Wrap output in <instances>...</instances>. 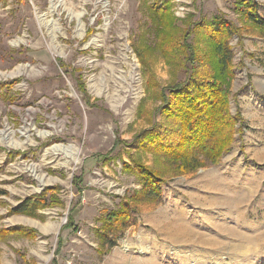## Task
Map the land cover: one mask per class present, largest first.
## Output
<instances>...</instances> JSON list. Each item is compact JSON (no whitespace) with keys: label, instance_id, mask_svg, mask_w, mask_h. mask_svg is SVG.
Segmentation results:
<instances>
[{"label":"rangeland","instance_id":"374dc122","mask_svg":"<svg viewBox=\"0 0 264 264\" xmlns=\"http://www.w3.org/2000/svg\"><path fill=\"white\" fill-rule=\"evenodd\" d=\"M247 1L264 18V0H0V264H264V30ZM216 17L233 26L237 131L218 162L181 173L131 142L161 105L150 76H189L161 41ZM184 34L203 59L204 36ZM41 195L35 216L13 212Z\"/></svg>","mask_w":264,"mask_h":264},{"label":"trees","instance_id":"16d2710c","mask_svg":"<svg viewBox=\"0 0 264 264\" xmlns=\"http://www.w3.org/2000/svg\"><path fill=\"white\" fill-rule=\"evenodd\" d=\"M164 7L158 9L164 10ZM257 7L254 1H247L241 3L239 8H245L249 20L264 30V18L258 15ZM232 28L231 23L223 17H216L212 22L197 23V26L178 34H173L171 28L166 39L161 41V52L175 72L186 70L189 76L184 82L165 87L153 75L150 76L148 88L153 90L161 105L153 114L152 126L134 137L132 147L168 161L177 166L181 173L196 170L203 159L216 163L223 153L230 150L237 131V118L229 111V85L234 74L232 50L228 45ZM186 31L204 36L208 45L205 50H199L203 59L196 57L197 51L187 50ZM184 51L189 52L188 57ZM158 114L161 121L155 120ZM137 167L143 177L146 194L152 200L159 198L161 188L157 172L142 164ZM49 205L51 202L41 195L26 199L13 212L35 216L39 209ZM71 226L72 223L66 228ZM25 231L27 229L19 227L7 229L4 233L21 232L26 236Z\"/></svg>","mask_w":264,"mask_h":264},{"label":"bare ground","instance_id":"6f19581e","mask_svg":"<svg viewBox=\"0 0 264 264\" xmlns=\"http://www.w3.org/2000/svg\"><path fill=\"white\" fill-rule=\"evenodd\" d=\"M61 151V150H63L64 152H66V153H68V154H70L71 156H73V157H75V159L77 160V156H78V152H74L73 150H72V148H68V147H57V148H55V151ZM223 183V182H222ZM228 197V196H227ZM229 202V201H228ZM183 230V229H182ZM175 231V230H174ZM178 231V230H177ZM187 231V230H186ZM184 232V231H183ZM229 232V231H228ZM185 233V232H184ZM181 234H182V232H181ZM230 234V233H229ZM187 235V234H186ZM190 235H192V234H190ZM189 235V236H190ZM188 238H190V237H188ZM209 240V239H208ZM205 242V241H204ZM206 242H208V241H206Z\"/></svg>","mask_w":264,"mask_h":264}]
</instances>
